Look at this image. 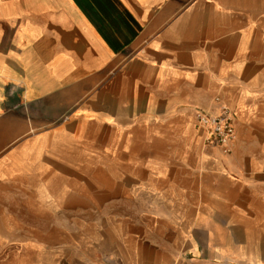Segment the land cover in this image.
<instances>
[{"label":"crops","instance_id":"1","mask_svg":"<svg viewBox=\"0 0 264 264\" xmlns=\"http://www.w3.org/2000/svg\"><path fill=\"white\" fill-rule=\"evenodd\" d=\"M0 264H264V0H0Z\"/></svg>","mask_w":264,"mask_h":264},{"label":"built area","instance_id":"2","mask_svg":"<svg viewBox=\"0 0 264 264\" xmlns=\"http://www.w3.org/2000/svg\"><path fill=\"white\" fill-rule=\"evenodd\" d=\"M197 120L206 134V143L224 147L228 151V145L236 136L232 112L227 107H222L221 113L217 116L200 112L197 115Z\"/></svg>","mask_w":264,"mask_h":264}]
</instances>
